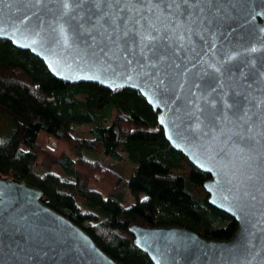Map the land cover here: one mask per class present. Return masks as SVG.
Wrapping results in <instances>:
<instances>
[{
	"label": "water",
	"instance_id": "water-1",
	"mask_svg": "<svg viewBox=\"0 0 264 264\" xmlns=\"http://www.w3.org/2000/svg\"><path fill=\"white\" fill-rule=\"evenodd\" d=\"M193 2L202 9L198 20H190L195 34L181 42L183 50L173 44L176 55L168 53V64L175 61L180 69L162 65L183 87L166 93L155 86V78L132 69L125 74L116 63L93 56L82 40L65 43L60 27L69 26L61 19V0H0V39L35 54L64 82L138 91L157 113L172 148L211 175L204 184L208 201L236 219L235 236L208 240L185 227L129 226L135 245L155 264H264V31H258L264 29V0ZM25 16L30 20L22 23ZM113 53L115 61L118 52ZM222 62L230 73L220 75L208 67ZM213 75L218 87L212 95H223L231 104L241 94L237 108L217 102L216 109L206 108L204 114L197 110V104L205 107L208 90L192 88L195 97L188 90L194 80L201 83ZM209 111L220 118L210 119ZM43 197L41 189L0 175V264H121Z\"/></svg>",
	"mask_w": 264,
	"mask_h": 264
},
{
	"label": "trees",
	"instance_id": "trees-1",
	"mask_svg": "<svg viewBox=\"0 0 264 264\" xmlns=\"http://www.w3.org/2000/svg\"><path fill=\"white\" fill-rule=\"evenodd\" d=\"M0 114L10 121L0 139V175L41 189L48 207L116 262L155 264L135 245L133 224L185 227L219 241L239 228L209 203L211 175L172 148L157 113L132 88L64 82L35 54L0 39ZM101 158L137 166L127 178ZM128 192L136 201L124 206Z\"/></svg>",
	"mask_w": 264,
	"mask_h": 264
},
{
	"label": "snow or ice",
	"instance_id": "snow-or-ice-1",
	"mask_svg": "<svg viewBox=\"0 0 264 264\" xmlns=\"http://www.w3.org/2000/svg\"><path fill=\"white\" fill-rule=\"evenodd\" d=\"M41 2L42 0H37V3ZM201 11L200 4L193 0H61V19L69 29L66 30L61 25L60 33L65 43L69 40H82L93 56L116 63L117 68L122 69L125 74L132 69L138 74L142 73L144 78H155V86L166 93L183 85L175 82L174 75L165 71L162 65L180 69V65L175 61L168 64V53L171 51L172 55H176L173 44L183 50L184 45L181 42L189 34H195L190 20L194 16L198 20ZM28 20L30 18L27 16L21 18L22 23H27ZM41 22L37 16V27ZM252 27L257 29L256 25ZM69 30L71 36L68 35ZM113 49L118 52V59L115 61L109 55L113 53ZM251 51L255 52L256 49ZM208 67L220 75L231 72L230 68L223 67V62L221 67ZM200 71L195 75L199 76ZM159 72H163V75H158ZM179 74L187 75L184 71ZM216 80L214 75L208 76L201 83L194 80L188 90L193 97L195 93L192 88L208 90L204 95L205 107L196 105L201 114L205 113L206 108L216 109L217 102L229 109L237 108L242 103L238 98L241 94H235L231 104L224 100L223 95L213 96L212 93H215L218 87ZM208 117L212 120L220 118L217 111H209Z\"/></svg>",
	"mask_w": 264,
	"mask_h": 264
},
{
	"label": "rangeland",
	"instance_id": "rangeland-1",
	"mask_svg": "<svg viewBox=\"0 0 264 264\" xmlns=\"http://www.w3.org/2000/svg\"><path fill=\"white\" fill-rule=\"evenodd\" d=\"M10 125V121L8 119V117L4 114H0V139L3 138L4 134H6L7 132V129ZM86 129H88L89 127H85ZM54 141H51L49 143H51V145H53ZM55 147L57 146L56 143L54 145ZM89 155V154H88ZM89 159H96V158H99L97 157L96 155H93V154H90L89 156ZM100 162L103 164V165H106L110 168H114L116 171H118L121 175L127 177V178H130L134 171V169L136 168L137 164L135 163H128V165H124V164H121L119 162H115L109 158H101ZM42 173H44L43 170H41ZM58 172V170H57ZM125 202H124V206H129L133 203H135V198L130 194V192H128L126 195H125ZM142 199H145L146 196L141 194L140 195Z\"/></svg>",
	"mask_w": 264,
	"mask_h": 264
},
{
	"label": "built area",
	"instance_id": "built-area-1",
	"mask_svg": "<svg viewBox=\"0 0 264 264\" xmlns=\"http://www.w3.org/2000/svg\"><path fill=\"white\" fill-rule=\"evenodd\" d=\"M52 144L55 145V142H53Z\"/></svg>",
	"mask_w": 264,
	"mask_h": 264
}]
</instances>
